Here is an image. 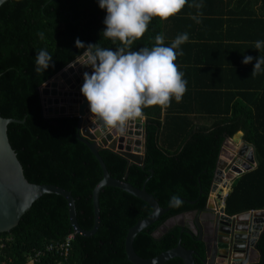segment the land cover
<instances>
[{
    "label": "trees",
    "instance_id": "obj_1",
    "mask_svg": "<svg viewBox=\"0 0 264 264\" xmlns=\"http://www.w3.org/2000/svg\"><path fill=\"white\" fill-rule=\"evenodd\" d=\"M105 14L96 0H8L0 6V115L21 121L8 124L9 142L29 182L55 184L71 192L78 225L86 231L94 224L92 192L102 179V168L89 147L77 138L76 116H45L40 88L82 55L83 49L75 46L77 38L85 44L120 46L101 34ZM201 16L223 30L213 44H223L228 57L235 49L236 53L242 50L254 58L264 57V48H254L257 40L264 41V0H188L180 12L168 19L182 21L190 17L194 22L193 17ZM165 24L166 20L154 17L132 50L151 48L155 36L164 35ZM195 28L194 23L192 29ZM41 32L44 39L37 35ZM171 43L164 41L165 46ZM40 49L52 54L54 61V66L44 73L35 71V55ZM182 51L188 52L187 48ZM180 60L181 64H177ZM186 61L182 57L174 61L190 82L182 102L173 99L167 107L152 105L143 109L144 166L108 148H99V154L112 177L138 188L144 186L160 206H169L173 195L182 201L178 207L173 203L136 235V253L151 258L180 241L185 248L194 250L195 264H204L203 242L181 232V227L173 226L159 238L152 233L169 217L205 208L220 150L224 141L238 131L254 147L257 164L232 181L225 196V212L236 215L264 209V72L251 74L255 61L243 68H236L230 60L224 66L209 64L213 70H222L231 81L226 86H213L198 82L204 80L198 73L204 66H190ZM231 69L243 72V82L236 85L231 80ZM197 115L213 117L212 125H197ZM99 205L96 233H77L64 264H133L125 251L126 234L151 213V207L113 186L101 190ZM71 232L66 199L44 194L33 202L17 226L0 233L4 243L0 264H26L35 249L61 241ZM257 249L262 253L258 264H264V228ZM35 264H56V259L46 255ZM163 264L184 263L174 257Z\"/></svg>",
    "mask_w": 264,
    "mask_h": 264
},
{
    "label": "water",
    "instance_id": "obj_2",
    "mask_svg": "<svg viewBox=\"0 0 264 264\" xmlns=\"http://www.w3.org/2000/svg\"><path fill=\"white\" fill-rule=\"evenodd\" d=\"M6 1L8 0H0V6ZM80 59L81 56L71 63H76L74 67L67 66L44 83L40 88V94L45 116L73 115L78 118L77 138L89 147L102 168V179L92 192L93 227L86 231L78 225L74 198L70 191L55 184H36L28 181L17 154L9 142L7 133L8 124L21 121L0 115V233L8 232L17 226L20 218L30 209L34 201L44 194L52 193L66 199L73 234L79 233L84 236H91L96 233L100 225L99 194L105 186H113L142 199L152 210L148 216L137 221L128 229L125 238V251L130 262L133 264H163L171 258L179 257L184 264H195L194 250L185 248L180 241L175 247L151 258H144L136 253L133 247L136 235L158 220L162 214L171 208L174 202L167 207H162L154 196L146 191L144 186L142 188L135 187L125 180L114 178L109 174L99 154V148H108L126 157L129 161L144 166V154L146 151L145 117L129 120L123 133L103 127L96 122L95 118H91L88 103L80 93V87L83 83V73L86 71L91 73L92 69L78 64L77 62ZM240 142L245 147L248 146L243 139L242 131L236 132L232 137L224 141L211 186V193L215 190L216 193L214 196L210 193L208 207L205 211L190 210L169 217L152 233L153 237L159 238L173 226L181 227V232L186 231L191 236L196 235L197 240L203 242L205 251L204 264H249V262L253 261L248 255L249 249L252 248L255 249L254 251L257 252L259 257L262 256L261 251L257 249L256 241L261 236L264 228V209L245 211L235 215L233 218L225 212V207L217 202L218 197L223 192V188L218 185L225 187L228 181H233L238 175L250 170L243 167L244 165H242L241 169L239 166L242 163H240L239 159H237L236 164H231L232 166H230V162L224 157L225 146L234 148L233 144H239ZM249 146L251 149V160L256 165L254 147ZM228 157L231 158L232 153H229ZM214 203L217 210L213 207ZM247 217L250 219L249 233H251L253 220L255 223L260 224L254 226L258 230L252 232L254 238L246 237L248 242L245 243V248L242 245L246 253L237 256L233 252L234 249L239 248L237 244L242 243L239 238L241 235L239 234L241 233L239 226H234L229 231H223L221 227L228 224L231 225L233 221L245 220ZM230 225L229 227H231ZM246 239L244 240L246 241ZM250 264L257 263L252 262Z\"/></svg>",
    "mask_w": 264,
    "mask_h": 264
},
{
    "label": "clouds",
    "instance_id": "obj_3",
    "mask_svg": "<svg viewBox=\"0 0 264 264\" xmlns=\"http://www.w3.org/2000/svg\"><path fill=\"white\" fill-rule=\"evenodd\" d=\"M96 2L106 13L101 34L110 39L112 44L118 43L120 46L103 47L98 43L85 44L76 39L75 46L83 49L77 63L92 69L91 73H83L80 93L88 103L91 118H95L103 127L123 133L129 120L144 116V108L152 105L167 107L173 99L179 102L187 90L184 73L174 63L178 55H183L180 46L189 40L187 33L179 34L170 46H165L163 34L155 36V44L151 48L132 50V46L148 31L154 17L166 20L180 12L188 0ZM37 35L44 39L42 32ZM254 48L258 51L264 48V41L257 40ZM253 59L251 55H244L241 62L248 64ZM75 64H69L68 67H74ZM35 65L36 72L44 73L54 66L52 54L40 49L35 55ZM262 72L264 57H256L251 74L255 76ZM170 202H174L177 207L182 203L175 195Z\"/></svg>",
    "mask_w": 264,
    "mask_h": 264
},
{
    "label": "crops",
    "instance_id": "obj_4",
    "mask_svg": "<svg viewBox=\"0 0 264 264\" xmlns=\"http://www.w3.org/2000/svg\"><path fill=\"white\" fill-rule=\"evenodd\" d=\"M189 19L190 17L187 18L184 17V20L182 21H177L176 19L169 21V19H166V24L164 27L165 43L168 45L169 42H172L179 34L187 33L189 36V40L180 47H183L185 49L187 48L188 52H183V55H178L177 58L181 59L182 57V59L187 60L186 63H188L190 66H192L193 64L195 65L199 64L200 66H204V67H200L201 70L198 72L200 78L204 79V80L199 79L198 80L199 83L203 81L204 83L213 86L218 84L225 86L228 85L229 83H231V81L226 76H224L225 73H222V70L220 71L213 70L211 69L212 68L211 66L214 63H219L222 64V66H224L225 64L232 62V64L235 65L236 68L238 67L243 68L245 64H243L241 61L243 59V56L246 55L245 52L239 50L240 53L239 52L236 53L238 49L237 50L235 49L234 52H230V54H232L231 57H228V53L226 54V50L223 44L221 43H217V45L213 44V40L216 39V37L220 36V34L223 31L222 29H219V27H214L215 26L214 24H209L211 22L208 21L209 22L208 23L206 17H202V16L196 17L194 22H192V19L191 21ZM194 23L196 28L192 29ZM255 58L253 59L252 63L255 61ZM228 60H230V62ZM177 64H181V60L180 62L177 61ZM209 64H211V66H209ZM205 67H209V69ZM231 76L232 77L234 76L233 78L232 77L230 78L231 80L235 81L236 85H238L237 83L239 82H243V72L241 70L231 69ZM183 78L187 81V85H188L190 83L188 78L186 77ZM227 80H229V82H227ZM193 82L195 86L196 81H194V79ZM179 102H182V100ZM196 117L197 118H195L194 121L195 123H197V125L211 126L212 121L214 119L213 117L212 118L208 116L201 117L200 115H197ZM142 118H144V116ZM236 145L238 148H240V146H242V143L240 142L239 144ZM232 151H234V149H232ZM227 154L228 151L226 155H224V157L228 160L229 158L226 157ZM220 186L222 187V185Z\"/></svg>",
    "mask_w": 264,
    "mask_h": 264
},
{
    "label": "built area",
    "instance_id": "obj_5",
    "mask_svg": "<svg viewBox=\"0 0 264 264\" xmlns=\"http://www.w3.org/2000/svg\"><path fill=\"white\" fill-rule=\"evenodd\" d=\"M231 182H228L227 188H230ZM226 192L221 194L219 200L220 205L225 207V196ZM253 211V210H252ZM77 233L73 234V230L70 234L66 236L65 239L61 241L49 242L39 249H35L32 254L28 257L26 264H35L40 261L43 256L51 255L56 259V264H64V261L68 258L70 254V249L72 246V241ZM4 247L3 240L0 238V249Z\"/></svg>",
    "mask_w": 264,
    "mask_h": 264
},
{
    "label": "flooded vegetation",
    "instance_id": "obj_6",
    "mask_svg": "<svg viewBox=\"0 0 264 264\" xmlns=\"http://www.w3.org/2000/svg\"><path fill=\"white\" fill-rule=\"evenodd\" d=\"M209 197H210V195H209ZM209 197H208V201H209ZM208 201H207V204H206V206H205V208L204 209H200V210H202V211H205V209L208 207ZM213 207L216 209V205H215V203H214V205H213ZM193 210H195V209H193ZM200 210H198V211H200ZM217 210V209H216ZM249 211H251V210H249ZM237 215V214H236ZM231 217H233L234 218V216L235 215H230ZM259 225L260 223H255L254 222V220H253V222H252V226H251V233H249V231H248V229H249V227H250V219L247 217L245 220H241V221H233L232 222V224L230 225V224H228V225H225V226H222L221 227V229L224 231V230H232V228L235 226H239V230H240V232L241 233H239V234H241L240 235V240L242 241V243H238L237 245H239V248H236V249H234V254H236L237 256L238 255H243V254H245L246 252L244 251V248H245V243L246 242H248V239H246V237H250V238H254L253 237V235H252V232H255V231H258V230H256V228L254 227L255 225ZM229 225L231 226V227H229ZM255 228V229H254ZM187 229V228H186ZM211 235H213V233H211ZM193 236H195L196 237V235H193ZM197 238V237H196ZM259 238V237H258ZM244 239H246V241L244 240ZM244 240V241H243ZM258 240V239H257ZM244 242V243H243ZM256 244H257V241H256ZM242 245L244 246V248H242ZM255 249L254 248H252V249H249V252H248V255H249V257H251L252 259H253V261H251V262H249V264L250 263H252V262H255V263H257L258 264V262H259V260H260V258H261V256L259 257V255L257 254V252L256 251H254ZM253 254H255V255H253Z\"/></svg>",
    "mask_w": 264,
    "mask_h": 264
},
{
    "label": "rangeland",
    "instance_id": "obj_7",
    "mask_svg": "<svg viewBox=\"0 0 264 264\" xmlns=\"http://www.w3.org/2000/svg\"><path fill=\"white\" fill-rule=\"evenodd\" d=\"M82 56V55H81ZM43 86V85H42ZM41 86V87H42ZM233 146H234V148L232 147H229V146H225V155H226V153H227V151H228V154H227V158H229L228 157V155H229V152L230 153H232V157L231 158H229L228 160H229V162H230V166H232L231 164H236V162H237V159H239L241 162L240 163H242V164H240L241 166L242 165H244L243 167H245V168H249V169H252V168H254L255 167V165H254V162L251 160V155H250V153H251V149H250V146L248 145H246L247 147H245V145L244 144H242V146H240V148H238L237 147V145L236 144H233ZM238 148V149H237ZM232 149H234V151H232ZM235 149H237V150H235ZM241 149V150H240ZM242 149H244V150H242ZM241 166H239L240 168H241ZM244 168V169H245ZM229 169V168H228ZM227 170V169H226ZM226 187V186H225ZM228 187V186H227ZM224 190L226 191V193L229 191V189L228 188H224ZM223 190V191H224ZM215 193H216V190L214 191V192H212L211 194L214 196L215 195ZM220 198V197H219ZM219 198L217 199V202L220 204L221 203V201L219 200ZM253 255H255V254H253ZM251 258V257H250Z\"/></svg>",
    "mask_w": 264,
    "mask_h": 264
},
{
    "label": "bare ground",
    "instance_id": "obj_8",
    "mask_svg": "<svg viewBox=\"0 0 264 264\" xmlns=\"http://www.w3.org/2000/svg\"><path fill=\"white\" fill-rule=\"evenodd\" d=\"M241 169H242V166H241ZM223 190H224V188H223ZM225 192H226V191L224 190L223 193H225ZM224 210H225V209H224Z\"/></svg>",
    "mask_w": 264,
    "mask_h": 264
}]
</instances>
